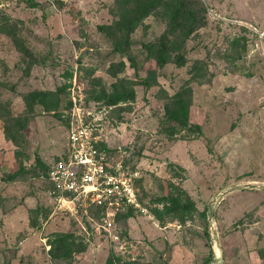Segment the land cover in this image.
<instances>
[{
  "label": "rangeland",
  "instance_id": "374dc122",
  "mask_svg": "<svg viewBox=\"0 0 264 264\" xmlns=\"http://www.w3.org/2000/svg\"><path fill=\"white\" fill-rule=\"evenodd\" d=\"M73 99L145 212L60 206L44 172ZM208 217L222 264H264V0L0 8V264H207ZM59 236L71 253L51 248Z\"/></svg>",
  "mask_w": 264,
  "mask_h": 264
},
{
  "label": "built area",
  "instance_id": "2783aa9c",
  "mask_svg": "<svg viewBox=\"0 0 264 264\" xmlns=\"http://www.w3.org/2000/svg\"><path fill=\"white\" fill-rule=\"evenodd\" d=\"M15 0H0V8ZM68 114L66 145L49 165L48 182L61 207L73 215L93 207L111 221L129 210L145 212L138 198L136 174L121 162L115 163L104 146L89 113L77 105ZM208 232L214 256L208 264H222L212 241L214 225L208 217ZM214 237V236H213ZM216 256V258H215Z\"/></svg>",
  "mask_w": 264,
  "mask_h": 264
},
{
  "label": "trees",
  "instance_id": "16d2710c",
  "mask_svg": "<svg viewBox=\"0 0 264 264\" xmlns=\"http://www.w3.org/2000/svg\"><path fill=\"white\" fill-rule=\"evenodd\" d=\"M153 8L152 7H149V8H146L145 12H148L150 10H152ZM137 26L136 22H132L131 24V30L133 31V29ZM158 62L160 64H163L164 63V59L163 57H159V60ZM156 79L155 77V73L154 72H148L147 73V77H146V80L143 82L145 85H148L152 82H154ZM132 97V96H131ZM123 100H126V98L122 95H117L115 97H111L109 98L108 102H107V105H115L116 103H118L119 101H123ZM187 115H188V111H187V107L186 105L183 103V102H180V106H179V109L177 111V114L176 115H172V120L177 122L178 125H181L182 127H187ZM182 117V118H181ZM48 169H49V165L46 166L45 168V178L47 179L48 181ZM18 172L14 173V174H11L9 176L10 179L14 178L15 175L17 174ZM48 184L50 185V188L52 189V186L51 184L48 182ZM170 210L172 209H165L164 210V213H167L169 214L170 213ZM185 210H188V207H185ZM173 211V210H172ZM130 214V212H129ZM129 214H125L124 217H128ZM160 215H162V212L160 211H156V216L158 219H160ZM52 249H61L62 253H66V254H69L71 253L73 250L72 248V245L68 243V240L66 237L64 236H59V239L55 242H53L52 246H51ZM210 260H208L207 264L209 263ZM107 264H112V261H108Z\"/></svg>",
  "mask_w": 264,
  "mask_h": 264
}]
</instances>
